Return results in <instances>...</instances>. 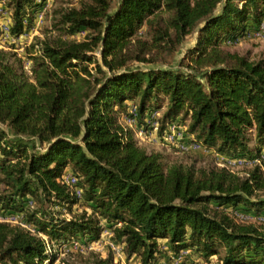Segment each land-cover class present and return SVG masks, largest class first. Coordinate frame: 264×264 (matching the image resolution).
Instances as JSON below:
<instances>
[{
  "label": "trees",
  "instance_id": "obj_1",
  "mask_svg": "<svg viewBox=\"0 0 264 264\" xmlns=\"http://www.w3.org/2000/svg\"><path fill=\"white\" fill-rule=\"evenodd\" d=\"M0 1L17 38L46 0ZM113 1L54 11L44 37L25 50L27 70L13 48H0V214H22L31 227L0 223V264H53L40 235L59 245L95 241L105 230L140 264L166 259L167 249L264 264V222L233 213H264V59L221 47L264 24V0H116L114 10ZM191 33L186 70L127 68L149 63L143 55L152 49L173 54ZM132 42L139 53L128 56ZM131 106L140 124L162 110L160 135L181 123L190 142L259 163L234 172L212 155L200 166L196 157L146 151L120 122ZM67 170L79 198L61 183ZM78 203L85 210L65 218ZM89 254L91 264H118L111 251Z\"/></svg>",
  "mask_w": 264,
  "mask_h": 264
},
{
  "label": "rangeland",
  "instance_id": "obj_2",
  "mask_svg": "<svg viewBox=\"0 0 264 264\" xmlns=\"http://www.w3.org/2000/svg\"><path fill=\"white\" fill-rule=\"evenodd\" d=\"M36 3H41L40 0H35ZM79 0H46L45 3L40 7V9L35 13L33 25L26 29L22 35L19 37H11L9 33H5L3 27L10 26V21L8 16L1 11L2 5L0 3V48H4L5 50L11 49L18 54L19 57L23 59L25 62V69L29 68V62L27 60L25 50L29 47L32 43H34L35 38H43L45 31L49 28L51 24V19L53 17V12L59 10L64 7H76L78 5ZM2 2V1H0ZM117 1L114 0L112 3V8L114 10ZM26 24V22L24 23ZM260 27V26H259ZM257 27L252 31L245 32L242 36L233 39H226L223 41L221 47L224 51L229 53H236L239 56L247 58L249 61H258L264 59V33L260 32ZM258 35V36H257ZM85 36V33H81L74 37L76 40H82ZM196 35L195 33H191L187 36L180 45L177 50L173 54H167L160 49H152L151 51L145 52L144 57L149 59V63H141L136 61H130L127 64V68L129 69H182L186 70V65L189 64V59L186 58L187 50L192 47L195 43ZM124 54L128 56L137 55L139 50L136 45L130 44L128 45L125 50L123 51ZM141 54V53H140ZM97 64L100 65L101 69L105 72H108V67L103 64L100 59V56L97 54ZM109 60L111 57L108 58ZM95 64L89 66V68L94 67ZM130 113L132 116L123 115L120 122L126 129H130L133 134L135 135V139L137 140V145L146 151H160L163 152L166 156L169 157L170 161H187L189 160L188 156L196 157L199 162L198 165L204 166L211 160V157L214 156L215 162L218 166L226 167L231 171H238L244 167H251L256 163H259L258 158H229L225 157L212 151H209L202 147L200 144L195 143L198 146H201L200 150L189 152V151H177L173 146H169L163 142V138L165 136V132H167V127L164 132L160 135L158 133V129L151 126V122L154 121L156 124L157 117L162 114V110L159 112H153L145 117L143 124L134 120V113L135 108L133 106L130 107ZM154 117V118H153ZM175 125H180L181 128L179 131L182 132L183 139L180 140L183 143H193L190 142V138L185 137V128L180 123L173 122ZM173 151H176L180 154H175ZM264 151V149H263ZM189 153V154H187ZM212 155V156H211ZM264 157V153L262 155ZM225 160L226 162H223ZM243 162V164H233L232 162ZM73 176L71 171L67 170L61 180L63 178L68 177L70 178ZM74 177V176H73ZM77 180V179H76ZM62 183V181H61ZM64 183V182H63ZM78 183V182H77ZM76 186L70 188L72 193L76 197L81 196V190ZM77 189L79 192H77ZM261 199H264V193L261 194ZM58 210V208H55ZM85 210L83 204L78 203L76 206L72 208V213L64 212L65 218H70L73 215L80 214L81 211ZM240 221L247 222V223H254V222H264V213L260 214L259 216H255L253 214L244 213L241 211H234L233 212ZM12 217H18L19 214L12 213L9 214ZM9 215H2L0 217H7L10 218ZM22 216V214H20ZM23 217V216H22ZM24 222V223H23ZM12 225H17L21 228L31 230V227L25 223L24 220L18 218H12ZM41 238L44 240L46 248V254L48 255H56V260L53 264H61L64 261L67 264H91L93 261V257L89 253H94L101 258L106 257L107 253L111 251L107 246H105L104 242L111 241L110 234L108 231H103L100 235V238L95 241H87V240H80V239H72L63 244L54 245L53 243L49 242L46 236L40 235ZM102 242V243H99ZM112 242V241H111ZM165 242H161L163 245ZM87 244L91 247H95V250L87 251V250H79L74 249L72 246L75 245H82ZM114 245L123 252V248L121 245L115 244ZM166 251V259H161L156 264H220L216 257H210L209 260L206 262L201 259L197 254L193 253L189 249H184L180 251L177 255H173L169 250ZM182 254V257H181ZM181 257V259L176 263V258ZM113 262L118 264H140V261L137 257L132 256L131 258H127L123 252L121 257L113 255ZM43 264H50L49 261H45Z\"/></svg>",
  "mask_w": 264,
  "mask_h": 264
},
{
  "label": "built area",
  "instance_id": "obj_3",
  "mask_svg": "<svg viewBox=\"0 0 264 264\" xmlns=\"http://www.w3.org/2000/svg\"><path fill=\"white\" fill-rule=\"evenodd\" d=\"M3 28H4L5 33H8L9 28L6 27V26L3 27ZM134 120H135V113H134ZM151 126L156 128V129H158V124H156L154 119L151 122ZM180 128H181L180 125H175V123H170L167 126V132H165V136L163 138V142L165 144H168L169 146H173L178 152L179 151L194 152V151L200 150L201 146H198L195 143H188L187 144V143H183V142L180 141V140L183 139L182 132L179 131ZM261 159H264V157H261ZM223 162H226V161L223 160ZM232 163L233 164H237V165L243 164V162H235V161H233ZM66 180H70V178L66 177ZM77 192H79L78 189H77ZM9 216H10L9 219L7 217H4V218L0 217V223L12 224V218H18V219L24 220L23 217L20 214L18 215V217H12V215H9ZM99 243H102V242H99ZM104 244H105V246H107L111 250V252L113 253L114 256L121 257V255L123 254L122 250H120V248L116 247L113 242L105 241ZM72 247L74 249H79V250H87V251L95 250V247H91V246H89L87 244L75 245V246H72ZM181 257H182V254H181ZM181 257H177L175 259L176 263L181 259ZM162 264H165V263H162Z\"/></svg>",
  "mask_w": 264,
  "mask_h": 264
},
{
  "label": "bare ground",
  "instance_id": "obj_4",
  "mask_svg": "<svg viewBox=\"0 0 264 264\" xmlns=\"http://www.w3.org/2000/svg\"><path fill=\"white\" fill-rule=\"evenodd\" d=\"M258 29L260 30V32H263L264 33V24H261ZM61 181H62V184L68 186L69 188H73L74 186H76V183H77L76 178L73 177V176L70 177V180H66V178L64 177L63 180H61Z\"/></svg>",
  "mask_w": 264,
  "mask_h": 264
}]
</instances>
